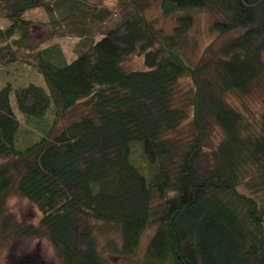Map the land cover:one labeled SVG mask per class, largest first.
I'll use <instances>...</instances> for the list:
<instances>
[{
	"label": "trees",
	"instance_id": "16d2710c",
	"mask_svg": "<svg viewBox=\"0 0 264 264\" xmlns=\"http://www.w3.org/2000/svg\"><path fill=\"white\" fill-rule=\"evenodd\" d=\"M154 1L171 30L148 15ZM37 8L78 39L73 58L34 38ZM204 11L235 35L193 63ZM0 15V69L36 68L49 89L0 86V240L46 237L62 264H264V98L255 113L228 100L264 71V0H0ZM133 55L142 69L124 66ZM23 129L36 135L20 141ZM12 192L36 223L6 212Z\"/></svg>",
	"mask_w": 264,
	"mask_h": 264
},
{
	"label": "rangeland",
	"instance_id": "374dc122",
	"mask_svg": "<svg viewBox=\"0 0 264 264\" xmlns=\"http://www.w3.org/2000/svg\"><path fill=\"white\" fill-rule=\"evenodd\" d=\"M96 1L99 0H91L92 4ZM101 1L102 3H106L109 6H114L117 0ZM158 3V1H154L152 3L148 10V15L155 21L156 25L163 26L169 31L171 30V27L174 23V17L167 16V14L165 15ZM27 17L34 20L33 35L35 39L43 40L44 44L58 42L62 46L67 58H73L75 45L78 39L69 35H59V32L54 34L52 26L47 23L48 19H50V15L46 10H40V8L30 9V11L27 13ZM209 17L210 16L207 12H202L200 14V18L196 27L191 33L198 39V46L196 48H189L186 52V55L190 60H192L193 63L200 61V59L210 60L215 55L218 47L221 44L220 42L225 40L227 37L235 35V33L232 32L219 37V35L215 31L209 29ZM7 24V20H5L0 15V26H5ZM124 66L126 68L142 69V58L139 55L128 57V59L124 61ZM34 69L32 67L24 65L23 63L19 65V68L15 69L2 68L0 69V86L7 81L13 82L14 88H16L18 85H22L23 83L33 82L44 87V90L46 89L47 91H49L48 85L46 84V82H44L45 80L41 73H39L36 68ZM254 83V89L251 94L238 97L235 94L229 93L228 100L244 110L246 113L257 112L261 108L264 98V71L258 78V80ZM191 88L192 87L189 79L185 78L181 80L180 92L189 93L191 91ZM14 93L15 91L13 90L10 94L12 105L22 122V128H25L27 131L29 127L24 119V116L17 108V105H15L16 102ZM80 113V108H74L67 111L66 115L63 117L62 124L79 116ZM189 127L190 118L184 123V126L182 128L184 129V131L189 132ZM35 135V132L28 131L27 133L23 129L18 136L20 141H24L25 139H30ZM11 196H16L21 199L24 198L15 192L10 193L8 198ZM29 201L31 203V206L36 208V213L32 210L31 206L28 207L26 212H23L22 208L18 212H13L6 204L5 210L7 213L13 214L20 224H27L30 222L36 223L39 220L38 218H40L41 213L37 206L31 200ZM149 233H151V230H147L146 233H144L140 248L138 250L139 253L143 251V247L147 237L149 236ZM105 235L106 234H104V236H99L100 245L105 242L106 237L116 238V231L114 228H112L111 231H109L106 236ZM0 241V264H62L59 257L56 255L55 250L53 249V245L46 237H38L31 240L7 238ZM46 242L48 243V246L52 247L53 249V254L50 257H47L48 247H45Z\"/></svg>",
	"mask_w": 264,
	"mask_h": 264
},
{
	"label": "clouds",
	"instance_id": "9594fccd",
	"mask_svg": "<svg viewBox=\"0 0 264 264\" xmlns=\"http://www.w3.org/2000/svg\"><path fill=\"white\" fill-rule=\"evenodd\" d=\"M7 206L13 211L18 212L21 208L23 209V212H26L28 207L31 206V203L27 197L19 198L16 196H11L6 201ZM32 210L36 213V208L32 207ZM45 247H48L47 257H50L53 254L52 247L48 246V243L46 242ZM46 257V260H47Z\"/></svg>",
	"mask_w": 264,
	"mask_h": 264
}]
</instances>
